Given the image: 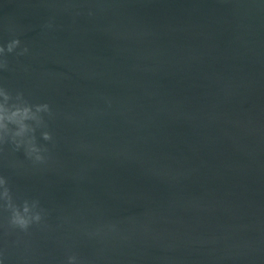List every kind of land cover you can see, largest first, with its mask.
Listing matches in <instances>:
<instances>
[{
	"label": "water",
	"instance_id": "1",
	"mask_svg": "<svg viewBox=\"0 0 264 264\" xmlns=\"http://www.w3.org/2000/svg\"><path fill=\"white\" fill-rule=\"evenodd\" d=\"M13 39L0 90L48 111L0 179L42 219L0 199V264H264V0H0Z\"/></svg>",
	"mask_w": 264,
	"mask_h": 264
},
{
	"label": "clouds",
	"instance_id": "2",
	"mask_svg": "<svg viewBox=\"0 0 264 264\" xmlns=\"http://www.w3.org/2000/svg\"><path fill=\"white\" fill-rule=\"evenodd\" d=\"M19 43L18 39L11 40L6 47H0V54L5 51L11 53ZM24 52H27V48H24L20 54ZM0 94L3 95L5 101L4 104H0V143L8 140L15 145L16 149H19L23 145L26 156L30 158L34 157L35 161L38 162L42 161L43 157L39 154L41 149L36 146L34 135H28L34 133L35 129L26 122L34 121L37 127L40 126L42 119L39 113L47 112L48 105H36L33 111V106L28 105L21 95L17 94L16 100L19 103L9 106L7 102L10 96L3 90H0ZM9 125L13 127L10 128ZM41 135L45 141L51 139V135L48 132H43ZM0 186H3V191L0 192V199L4 201L3 207L10 212L8 223L11 227L26 231L30 225L34 223L38 224L41 221V212L35 210L38 201H33L29 205L28 201L25 200L18 206L13 203L4 179H0ZM75 260V256H69L68 264H74Z\"/></svg>",
	"mask_w": 264,
	"mask_h": 264
}]
</instances>
